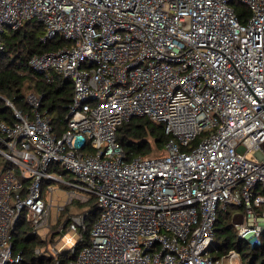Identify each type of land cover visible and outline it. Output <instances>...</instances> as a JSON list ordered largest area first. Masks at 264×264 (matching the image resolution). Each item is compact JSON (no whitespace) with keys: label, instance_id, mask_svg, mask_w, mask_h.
<instances>
[{"label":"built area","instance_id":"built-area-1","mask_svg":"<svg viewBox=\"0 0 264 264\" xmlns=\"http://www.w3.org/2000/svg\"><path fill=\"white\" fill-rule=\"evenodd\" d=\"M29 20L42 23V42L64 41L31 67L70 79L73 98L60 132L33 94V115L8 102L17 119L0 120V153L11 162L0 174V264L21 261L12 232L23 214L33 233L50 227L55 181L80 190H67L59 211L94 197L99 213L80 248L84 212L70 216L48 245L54 264L64 248L76 252L70 264H224L210 250L231 206L241 209L238 238L260 244L264 0H0V50L6 28ZM141 116L164 125L165 153L126 159L118 129Z\"/></svg>","mask_w":264,"mask_h":264},{"label":"trees","instance_id":"trees-1","mask_svg":"<svg viewBox=\"0 0 264 264\" xmlns=\"http://www.w3.org/2000/svg\"><path fill=\"white\" fill-rule=\"evenodd\" d=\"M236 11L241 21H245L249 16L245 6H237ZM43 33L44 27L41 22L29 20L19 28L10 29L3 34L4 47L0 50V120L13 123L17 119L13 107L23 114L33 115L35 108L27 100L28 95L33 94L40 97L39 107L36 110L49 117L52 127L60 132L66 127V116L72 104L73 85L70 79L57 73H53L49 81L44 73L31 67L29 60L33 55L55 50L64 43L62 39L44 43L40 40ZM169 137L162 123L144 116L124 122L117 133V139L123 146L126 159L164 154ZM197 142L196 140L193 144ZM153 144L160 154H153ZM0 147L5 148L1 143ZM10 166L11 162L0 153V174ZM54 170L67 177L66 171L58 170L56 166ZM51 183L50 180H44L41 185L44 188ZM86 203L89 207L83 210L85 229H80L84 242H78V248L90 242V230L99 213L94 197ZM239 208L231 206L228 210L219 212L210 254L214 259L219 260L231 250H235L240 254L242 264H264V233L260 244L254 248L238 238L232 217L235 211L241 210ZM63 210L61 213L63 216L71 211L67 205ZM260 210H264V206ZM72 214L74 212L66 216L61 223L64 227L62 232L56 226L50 234L48 233L49 237L46 239L31 231V225L23 214L12 232L13 249L16 253H21V261L17 264H54L53 255L48 252V245L66 231ZM42 247L45 248V252L37 253L36 249ZM75 256L76 252L64 248L57 258L59 264H70Z\"/></svg>","mask_w":264,"mask_h":264},{"label":"rangeland","instance_id":"rangeland-1","mask_svg":"<svg viewBox=\"0 0 264 264\" xmlns=\"http://www.w3.org/2000/svg\"><path fill=\"white\" fill-rule=\"evenodd\" d=\"M9 29L6 28V32H8ZM153 146V154L154 155H158L160 154V151H158L156 149V147ZM70 175V174H69ZM71 176V175H70ZM51 187H53L55 189L54 193H53V200H52V208H51V215L48 219L50 227L43 229L40 231V235L41 237H45V235L47 233H51V230H54V227H60L62 224V222L65 220L66 216H68L71 212H77L79 210H86L89 207V204L87 203H78V202H72L70 204H68V208L69 210H71L70 212H66L65 215L63 216L61 213L64 211H59V207L62 205H65V202L67 201V195H66V191L73 188V190L76 193H80V190L76 187H68V188H64L63 184L61 182L55 181L51 184ZM48 235V234H47ZM43 248V247H42ZM225 259H224V264H228L230 263V261L233 260L232 257H230L228 254L224 255Z\"/></svg>","mask_w":264,"mask_h":264}]
</instances>
